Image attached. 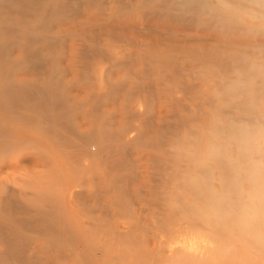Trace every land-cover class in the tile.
Segmentation results:
<instances>
[{"label":"bare ground","instance_id":"bare-ground-1","mask_svg":"<svg viewBox=\"0 0 264 264\" xmlns=\"http://www.w3.org/2000/svg\"><path fill=\"white\" fill-rule=\"evenodd\" d=\"M202 2L203 0H0V145L10 140L11 138L9 139V137H12L13 135L15 138V143L12 144L15 145H12L11 142L9 143L15 148L20 145L21 149L23 146H28V144L31 146L37 145L43 147L44 149H50L55 154L60 153L63 154V156H68L70 154V161L73 155L76 156L77 153L80 154L81 152V158L83 162L85 157H83L82 151L84 149L88 150V145H86L88 144V140L96 139L100 145L98 146L101 148L100 149L99 147H96L97 152L99 153L101 150L103 154L105 153L108 156L106 160L109 158H112L113 160L116 159L115 162L117 165L118 160L121 163L122 161H125L127 158L131 157L129 155H136V147L141 149V147L139 148L138 145L135 144L134 138V131L137 132L135 127L140 123L135 125L136 121L138 122V120H135V123L133 120L143 118L141 116V112L144 111V107L146 111L147 106H149V108H155L154 105L157 103L161 106V109L168 108L170 111L171 107L173 109L177 108V110H179L181 101H185V104H182V106L185 105L187 108V101H189V99L186 95L187 93H195V88L197 85L194 84V82L190 79L191 71L197 70L198 74L202 73V78L199 80L200 87L206 85L207 82L210 83L215 94V102L219 104H215L218 108V110L215 108V112L210 111V108L209 112L211 113H206L205 111L203 114H198V117H193L180 112L175 114L173 110L172 112L174 114V121L169 130L167 129L168 131H166V129H162L159 133L157 131V134L161 133L159 136L164 137L163 133L161 132L164 130L163 132L167 138L165 139L164 137L166 140V148L164 150L162 147L164 153L161 152L162 154L160 153L161 156L159 157V155L156 154H158L161 149L159 148L160 150H158L157 153V145V148L155 147L156 154L153 153V155L155 157L157 156L159 159H162L164 156H166V161L168 164L166 162L165 164L163 161L159 160V162H162V165L165 164L167 168H165L166 173L164 171L166 178H164V182L162 184L163 186H158L159 189L161 187V189H163H160V192H162V195L160 196L162 200H164L165 210L161 215L162 218L159 221H156L158 222L156 224L157 230H155L153 235V241L150 249H144L142 244L143 239L138 234L133 233L135 231L133 229L132 232L121 230V232H115V229L114 231H111L110 229V231L99 230L101 228L92 229V224L89 226V228H87L88 226L86 228H81L78 224L80 229L77 228V230H75L76 228H71L74 223L70 217V220L72 221L71 223H73V225H70L71 231H60V229L66 228V224L64 223V221L66 222V218H62L64 212L62 214V212L56 208H54L55 211L58 210L57 213L60 212L62 215L60 216L63 220L62 223L64 227L62 228V223L59 222L61 219L57 220L59 213L57 216L55 215L56 212H53L55 218L57 217L55 220L60 223L61 228L58 230L59 227L57 228L56 226V231L53 230L54 228H52L53 231L38 230L37 235H32L30 232L26 233L23 232V230L21 231L17 225L16 227L14 226V221L18 217V214L20 212H22L20 214H23L24 211L23 209H16L17 211L15 210L16 212L14 211L13 215L0 211V222H5L6 225L4 226H7L6 229L9 227L10 230H7V233L10 232L8 237L0 236V264H8L10 262H13V264H48V262H51V264H53L52 262H56L57 264H103L104 257L107 255L106 251L115 249L119 250L124 244H126V246L124 245L122 250L128 252L124 253L127 254L129 258L128 261L130 262L129 263L127 261V264H142L141 262L145 259V263L147 264L150 259L154 261L161 258L162 254L159 253H162L165 250L162 248L163 244L159 243L158 239L160 235L159 233H162V227L169 228L173 231L176 229L175 226L177 223L186 222L188 227H191L190 229L211 227L212 231L214 229L220 230L218 227H222L221 225L217 224L215 221L211 220L198 210L195 194L193 193L188 182V176L192 166L190 157L188 156L185 149L187 145L192 142L193 138L200 136L214 121L244 114L237 111L235 106L228 105L227 98L221 95L224 91V82L227 78L232 76L236 68H243L245 71H247V65H244L241 62L243 54L250 53L261 59H264V36L258 37L254 40L248 35L247 30L244 27L222 24L211 16L203 14L199 10ZM254 49H258V51L254 52ZM204 71L205 73H203ZM90 75H94V78L96 79L95 82L98 83H94V85H92L90 80L88 83H90L91 86H87V88L85 86L87 81L83 80V77H88ZM251 75L256 76L257 74L251 73ZM80 78H82L83 82L80 81ZM84 81L85 84L83 85L82 83H84ZM78 82H81L83 87H86L85 89L82 87L83 91L80 90V86L79 89L76 87ZM131 87L132 89L133 87H139V89H135H138L139 91L143 90V92L140 91L142 94L139 92V96L137 95L138 92L134 90L136 94L135 99L137 96L138 98L136 101L130 102V104L134 103L132 105L128 104L129 102H126V99L129 100L131 98V96H129L133 91L131 90ZM120 89L122 90L120 94L126 92V95L130 90L131 92H129L131 94H128L129 98L126 97V99H124L125 94L123 93L120 97L121 99L118 100L117 97L120 96L118 91H121ZM253 103L256 108L264 109V76H259L257 79V87L254 91ZM185 107H181L180 109H184ZM212 109H214L213 106ZM143 113L144 112H142V114ZM150 113L147 114V121L150 118H153L152 116H149L151 115ZM154 113L158 114L156 112ZM152 115L154 116V114ZM157 116L158 115H156L155 118H158ZM142 121H144V119ZM151 121L147 123L144 121V123L150 125ZM156 121L153 123H156ZM160 122L161 119L159 122L157 121L156 124ZM153 123H151V125ZM148 125L145 126L146 129H148ZM158 125V127L154 126L157 128V130L159 127L162 128L160 124ZM138 129L140 128L138 127ZM141 131L143 132V130H140V132ZM149 131L151 132V129H149ZM149 131L147 130V132H143L144 135ZM152 131L156 136V132L153 130V128ZM166 133H168V135H166ZM152 134L150 136L147 134L148 138L153 136L154 138L152 139H155L154 134ZM144 135L142 136L143 138ZM148 138L145 136L144 139L148 140ZM142 140L141 143L139 142L140 145L147 142V140H145V142H142ZM149 141H151L150 138ZM152 141L151 143H153ZM16 143L18 144L17 146ZM151 143L149 144L151 145ZM94 144L92 142V145ZM154 144L155 142L152 145ZM157 144H159V142ZM163 145L164 144L162 143L160 146ZM8 146L7 144H4L0 147H4V150ZM7 150L9 151L11 148ZM87 153L88 154L84 153V156H90L91 153ZM79 154L77 155L78 158ZM92 156L90 157L93 158ZM50 158L51 157H49V160ZM76 158L75 161H77V163L74 161L73 163L75 164L69 162L70 164H73L74 167L78 164V162L81 163V160L78 161ZM91 158L90 161H87L89 166L91 167L97 165V163L90 165L92 160ZM109 160L107 164L103 163L104 166H108L110 162ZM157 160L155 164L157 163ZM128 161L126 160V167L129 164ZM115 162H113V165H115ZM34 163L38 164L37 161ZM51 163L53 164V162ZM87 163H85V166H83V163H81V167L78 164V167H80L79 170L82 167L84 168L81 169V173L74 172L75 176H73L77 178L78 176H83L82 173L87 171V169H85V167H88ZM110 165L111 167H109L110 169L108 168L109 170L105 169L106 167L104 169L100 168V164L97 167V170L95 166L94 169L96 171H94L92 167L93 170L88 172L89 175L86 178L87 184L90 186V190H92L89 193L88 189V195H86L87 193L85 192L88 186L86 182V188L84 183L82 186H80L79 191H81L82 187L84 186L82 192H79V188L77 187V185H80V183H82L85 179H81L79 177L77 180L79 181V179H81V182L76 184V179L72 177V179L69 181L70 183L72 180V183L76 182L74 185H76L78 189H76L77 191H75L74 194H71L75 195L80 193L79 195H75L76 197L74 196L78 199L82 193L86 195L87 200L90 194L92 196H96L95 194H98L100 191H102L95 190L93 192V188L97 186L99 189L105 187L104 195L105 197L107 196V198H112L114 196V200L117 198V201H122L125 199V197H123L124 195L122 196L121 194V191L123 192L122 188L124 186L122 188L121 186L123 183L127 185L128 179H125L127 181L125 182L122 177L123 183H119V181L122 179L118 181V174L115 175V172H113V170H115L113 168L115 167L112 164ZM118 166L119 165H117V167ZM78 167H76V169ZM99 168L100 170H98ZM152 168L150 170H153ZM72 169L76 170L75 168ZM79 170H77V172ZM55 172H57V170ZM67 172L71 173L69 169ZM119 172L121 171L119 170ZM124 172L127 173L126 171ZM69 173H67L68 178L70 177ZM151 173L153 172L151 171ZM155 174L156 173L154 172V175ZM67 175L65 176L64 174L63 178H66ZM85 175L86 174L84 173V178ZM122 175L124 176L123 173ZM54 176L55 175H53L52 178L54 182L61 179V183H64L65 179L63 181L62 175L59 179L58 175L56 174L57 177H55V180ZM151 176L156 177L153 175ZM51 177L52 176L47 177V179L52 181ZM139 177L142 178L141 176ZM139 177L134 179L136 181L135 183H138L137 181L139 180L137 179H140ZM140 181L142 183V179ZM67 183L70 184L68 179ZM59 185H61L60 182ZM65 185L67 184L65 183L64 186ZM71 185L68 187V189L71 187ZM74 185L72 186L74 187ZM138 185L141 184L139 183ZM50 186L51 185L49 184V187ZM65 187L64 189H66ZM58 188L60 189L62 187ZM59 191L61 192V190H58V192ZM71 191L73 192V190ZM2 192H0V194ZM65 192L66 191H64V193ZM142 193L144 194V192ZM147 193L148 192L145 194ZM155 193H158V190ZM3 194L4 192L2 195ZM71 194H69V196ZM139 194L140 193H138V195ZM20 196L22 197H20L21 201L23 199V201L25 200L24 203H27L26 206L30 203V206L32 205L33 207V204L31 203L35 202L34 200H36L35 198L37 195H35L36 197H33L28 193H24L22 195L20 194ZM66 196L67 192L65 193L64 198ZM119 196H122L121 199H123H119ZM160 196L158 194L156 197L160 198ZM89 198L91 201H94V198L97 197H92L93 199L91 197ZM107 198H103L102 200H107ZM65 199L63 200V204L64 201L66 203ZM90 199L88 200L90 201ZM78 200H80V198ZM80 201L81 202L79 203L81 205L82 201H85V198L84 200L82 198ZM91 201L90 203H92ZM51 202L53 201L51 200ZM107 202L108 200L105 201V204L107 205L109 203L110 205L112 201L108 203ZM79 203L77 204L79 205ZM90 203L88 204V207H90V211L93 212L95 206L98 205V202L93 204ZM54 204L56 205V203ZM67 204H64L63 207L65 206L64 208H66L68 206ZM83 204L84 203H82V206H85L86 202L84 205ZM55 205L54 207H56L58 203L56 206ZM80 205L77 209H81V211L83 209H88L86 208L87 205L83 208H80ZM90 205L94 206L93 210H91L92 206ZM111 205L113 206V204ZM59 206L60 205H58V207ZM38 207L40 208L39 204ZM63 207L60 206L62 209ZM28 208L27 209L29 211L31 208ZM37 208L33 211L34 213L37 211L36 215L39 213L38 211L47 210V208H42L41 210H37ZM51 209L52 208L49 210ZM123 209L122 211H124ZM119 210H121V208ZM26 211L24 213H26ZM83 211L82 214L85 212ZM48 212L49 216L51 211ZM131 212L133 213V211ZM44 213L45 212H42V215ZM68 213H70V211ZM26 214L28 215V213ZM29 214L32 215L30 212ZM66 216L68 217L69 214ZM116 216L117 215H115V217ZM50 217H52V215ZM102 217L104 216L102 215ZM41 218L43 217L41 216ZM91 218H88V221L91 222ZM113 218L114 217L109 219L112 220ZM57 221H54L55 224ZM54 222H50L49 227L50 224ZM78 222L79 221L77 220V223ZM71 223H68L67 226H69ZM95 223H98V221ZM43 224L45 223L43 222ZM53 225L51 224L52 227ZM74 226L77 227L76 225ZM44 227L46 228V225ZM104 227L102 229H104ZM204 228L202 229L204 230ZM207 228L205 231H203L204 233H206ZM182 231L186 230L183 229ZM2 232L3 231H1V233ZM165 232L164 234L167 235ZM220 238L222 239V237ZM119 245L121 246L118 247V249L116 246ZM186 245L187 246L181 245V248H179L178 252L176 251L177 249L173 247L174 251L179 253V256L183 258V264H188L186 263L187 261L189 264H191L193 259L197 264L198 261H203V259L205 260V258H207L205 252V256H201V254H203L201 253L197 258H193L194 256L190 255L189 251L187 250L189 245ZM167 246L165 247L166 249ZM170 247L172 246H168V248ZM244 249H246V246ZM213 251L215 252L214 249ZM246 251L248 252L247 249ZM112 253L111 255H113ZM117 254H115V256ZM124 256L121 253L119 257H122L121 260H123L127 257ZM168 256H172V254H169ZM168 256H165V258H168ZM109 257L106 256V258ZM175 258V262L179 261V259L176 260ZM115 260L118 261V259ZM153 261H149L150 263L148 264H152L151 262ZM175 262H173V264H176ZM153 264H156V261L155 263L153 262Z\"/></svg>","mask_w":264,"mask_h":264},{"label":"rangeland","instance_id":"rangeland-1","mask_svg":"<svg viewBox=\"0 0 264 264\" xmlns=\"http://www.w3.org/2000/svg\"><path fill=\"white\" fill-rule=\"evenodd\" d=\"M203 73H205V71L203 72ZM206 73H207V71H206ZM68 78H70V77H68ZM84 79L83 80H85V81H87L86 82V84H89V85H86L85 84V81H84V83H82L83 85L85 84V86L87 87H90L91 85H90V83L92 82V85H94V83L96 84V83H98V82H95V78H94V75H90V76H88V77H83ZM202 78V73H197V70H193V71H191V74H190V79L194 82V84H197L198 85V89H197V85H196V88H195V93H187V95L186 96H188L187 98L189 99V101H187V108L185 107V105H183L182 106V104H185L184 102L185 101H181V103H180V108L182 107H185L184 109H180L179 108V110H177V108H171L170 107V111H169V109L167 108H162L161 109V106L159 105V104H155L154 106H155V108H149V106H147L146 107V111H145V107L144 106H142V107H144L143 109H144V111H142V112H144V113H146V114H142V112H141V116L143 117V118H139V119H134L133 120V122L135 121V120H138V122L136 121V123H135V125L137 124V123H140V124H138V125H136V127H135V129H137V132L136 131H134V138H135V144H137L138 145V147L140 148L141 147V149H138L137 147H136V149H137V154L135 155V154H131V155H129V156H131V157H129V158H127L126 160L128 161V166L126 167V165L125 164H127V162H126V160L125 161H122L121 163H120V161L118 160V162H117V165H119L118 167H117V165H116V162H115V160H113L112 158L109 160V159H107L106 160V158L108 157L105 153L103 154V152H101V148L99 147L100 145H99V142H98V140H96V139H91L92 140V142H93V144L94 145H92V142H91V140H88V144H86V145H90L89 146V148H88V146H87V149L88 150H86V149H84L82 152H83V157H85L86 158V160H85V158H84V161L82 162V154H81V152H80V154L79 153H77L76 154V156L79 154V158H78V156H77V158H76V156L75 155H73V157H71L72 159H71V161H70V154L67 156V155H64L63 156V154H55L54 152H52L50 149H47V148H43V147H41V146H37V145H29L28 144V146L26 145V146H23L22 147V149H21V145L20 146H17L18 144L16 143V146H17V148H15V147H13V146H11V144L12 143H15V138H14V136L12 135V137H9V139L11 140H8V141H6L4 144H7V146H8V143L9 142H11V144L9 143V146L7 147V148H5L4 150H3V148L4 147H0V192H4V194L2 195V193L0 194V196H2V197H0V211L1 212H4V213H10V214H14L13 212L16 210V209H18V210H20V209H23L22 211H23V214H20V213H22V212H20L19 214H18V217L15 219V224H14V226L16 227V225H17V227L22 231L23 230V232H26V233H29L30 232V234H32V235H37L38 234V230L39 231H42V230H51V231H53V230H55L56 229V226H57V228H58V230L61 228L60 227V223H62L63 222V220H62V218H66V222L64 221V223L66 224L65 225V229L63 228L64 227V225H63V223L61 224L62 225V228L63 229H60V231H69L71 228H76L75 230H77V228L78 229H80L79 228V226L81 227V228H83V227H87V228H89V226H91V224H92V229H99V228H101V229H99V230H104V231H114V229H115V232H121V231H133V230H135L133 233H135V234H138L142 239H143V241L145 242H143L142 241V239H141V241H142V244H143V247H144V249H146V248H148V249H150V247H151V244H152V241H153V235H154V233H155V230H157V226H156V224L158 223V222H156V221H159L161 218H162V214L164 213V210H165V203H164V200H162V198H161V196L160 195H162V192H160V189L162 188H158V186L160 187V186H163L162 184H163V182H164V178H166V175H165V173H166V170H165V168H166V166H165V164L167 163L168 164V162L166 161L167 159H166V156H164L163 158L165 159V161H164V159L162 160L161 158L159 159L157 156L155 157L154 155H153V153H155V147L157 148V145H158V148L156 149L157 150V153H158V150H160V152L158 153V154H156V155H159V157L161 156L160 155V153L161 152H163V149H162V147L164 148V150H165V148H166V146H165V144H166V140L165 139H167L166 137H165V134H164V130L163 131H161L162 133H163V135H164V137H165V139H164V137L163 136H159V135H161V133L160 134H157V131H158V133L160 132V130H162V129H166V131H168L169 130V128H170V126H172V124H173V121H174V114H173V112L176 114V113H178V112H180V113H183V114H188V115H191V116H193V117H198V114H203V113H205V111H206V113H208L209 112V109L211 108V110L210 111H212V112H215L216 111V109L218 110V108H217V105H219V104H217L216 102H215V94H214V92H213V88H212V85H210V83H208L207 82V84L206 85H204L203 87H200V85H199V80ZM83 80H82V78H80V81L81 82H83ZM91 80V81H90ZM90 81V83H88ZM81 82H78V84H77V88L79 89L80 87V90H82L83 91V89H82V87H83V85L81 84ZM80 86V87H79ZM86 87H83L84 89L86 88ZM87 87V88H88ZM135 88H138L139 89V87H133V89H132V87H131V90H133L131 93L128 91V93H127V95L125 94L126 92H123L124 94H125V97H124V99H126V97H128V94L130 93L131 95H129V96H131V98L128 100V99H126V102H129L128 104H130V102H134V101H136V99L138 98V96H139V92L140 91H142L143 92V90H138V89H135ZM121 90V89H120ZM122 90H123V88H122ZM122 90L121 91H118V93L120 94L121 92H122ZM134 90H136L137 92V98L135 99V91ZM142 92H140V94H142ZM122 93V94H123ZM122 94H120V96L119 97H117V99L119 100V99H121L120 97H121V95ZM214 96V97H213ZM132 97H133V101H132ZM190 97V98H189ZM129 98V97H128ZM214 98V99H213ZM111 99V98H110ZM109 99V100H110ZM112 100V99H111ZM213 100V101H212ZM110 102V101H109ZM183 102V103H182ZM132 104H134V103H132ZM132 104H130V105H132ZM215 104H217V105H215ZM146 106V105H145ZM212 106H213V108L214 109H212ZM141 107V108H142ZM219 107V106H218ZM216 108V109H215ZM150 109V110H149ZM226 109V108H225ZM142 110V109H141ZM174 110V111H173ZM176 110H177V112H176ZM208 110V111H207ZM215 110V111H214ZM147 111H149V112H147ZM150 111H151V113H150ZM153 111V112H152ZM173 111V112H172ZM154 112H156V113H158V114H155ZM151 114V115H149V116H152L153 118H150L151 120L153 119V120H157V119H161V122L160 123H158V124H160L161 126H162V128L161 127H159V129L157 130V128H155L156 126L158 127L159 125L158 124H156L157 123V121L159 122V120H155L156 121V123H153V122H155V121H151L150 119H149V117H148V121H147V114ZM164 115H162V114ZM169 113H170V115H169ZM209 113H211V112H209ZM152 114H154V116L152 115ZM156 115H158L157 117L158 118H155V116ZM169 115V116H168ZM168 116V117H167ZM172 116V117H171ZM145 117H146V119H145ZM170 117V118H169ZM144 119V121L147 123V122H149V121H151L150 122V125H148V124H146V123H144V121H142ZM164 119V120H163ZM171 119H173V120H171ZM142 121V122H141ZM142 123H144V124H142ZM151 123H153L152 125H153V127H152V125H151ZM165 123V124H164ZM169 123V124H168ZM142 124V125H141ZM142 126V128H141V126ZM146 125H148L147 126V128L148 129H146ZM151 126V127H150ZM155 126V127H154ZM138 127L140 128V129H138ZM152 128H153V130L156 132V136H158V137H156L155 136V134H154V132L152 131ZM161 128V129H160ZM149 129H151V132L149 131ZM156 129V130H155ZM168 129V130H167ZM140 130H143V132H147V130L149 131L148 133H146L145 135H144V133L141 131L140 132ZM138 133V134H137ZM154 134V136H155V139H152V138H154L153 136L152 137H149L150 138V140L154 143L155 142V144L154 145H152L153 143H151V141H149V138H148V135L150 136L151 134ZM142 134V135H141ZM148 134V135H147ZM152 134V135H153ZM144 135V138H145V136H146V138H148V140L147 139H144L142 136ZM166 135H168V133H166ZM137 136H138V138H137ZM162 137H163V139H162ZM13 138H14V141H13ZM141 138V139H140ZM144 141H143V140ZM158 139V140H157ZM138 141V143L140 142L141 143V140H142V142H145V140H147V142H145V144L144 143H142L141 145H140V143L138 144L137 143V141ZM140 140V141H139ZM94 141H96V142H94ZM159 142V144H157ZM91 143V144H90ZM148 143V144H147ZM149 143H151V145L149 144ZM162 143L164 144L163 146H160V145H162ZM4 144H2V145H4ZM97 144V145H96ZM2 145H0V146H2ZM12 145H15V144H12ZM24 145V144H23ZM92 145V146H91ZM96 145V146H95ZM99 145V146H98ZM11 146V147H10ZM38 148H37V147ZM95 146V147H94ZM143 146V147H142ZM150 146V147H149ZM165 146V147H164ZM6 147V146H5ZM19 147V148H18ZM37 149H36V148ZM41 147V148H40ZM91 147H92V149H91ZM96 147H99L98 149L100 150V152L98 153L97 152V149H96ZM154 148V150H153V148ZM9 148H11V150H7V149H9ZM84 148H86V147H84ZM152 148V149H151ZM160 148V149H159ZM13 149V150H12ZM18 149H20V150H18ZM42 149V150H41ZM44 149V150H43ZM87 152H89V153H91L90 154V156H92L93 158H91L90 156H88V155H86V156H84L85 154H88ZM93 152V153H92ZM138 152H140V153H138ZM143 152V153H142ZM85 153V154H84ZM149 153V154H148ZM164 153V152H163ZM97 154V155H96ZM101 154H103V155H101ZM162 154V153H161ZM51 157L50 158V160H49V157ZM98 155H100V156H98ZM42 156V157H41ZM72 156V155H71ZM132 156H134V157H132ZM152 156V157H151ZM154 156V157H153ZM163 156V155H162ZM67 157H68V159H67ZM76 159H78V161H80L81 160V163H83V166H85L86 164L85 163H87V161H90V158L92 159L91 160V162H92V164H91V162H90V165H94L93 163H97V165H94V166H89V164L87 163V165H88V167L86 168L85 167V169H87V171H84L83 173H82V175L84 176V173L87 175H85V178L83 177V176H78V178L80 177L81 179L83 178V179H85L82 183H80V185L78 184L79 182H81L80 180L81 179H79V181L77 180L78 178L77 177H74L75 176V173L74 172H76V173H81L82 172V170L81 169H83L84 167H82L80 170H79V168L82 166H80V164L81 163H79L78 162V164H79V166L80 167H78V164L74 167L73 166V164H75V163H77V161H75V158ZM104 157V158H103ZM141 157H143V158H141ZM150 157H151V159H150ZM133 160H132V159ZM156 158V159H155ZM67 159V160H66ZM98 159V160H97ZM105 159V160H104ZM150 159V160H149ZM154 159V160H153ZM158 159V160H157ZM108 160L110 161L109 162V164H108V166H104V164H107L108 163ZM130 160H131V162H130ZM149 160V161H148ZM156 160H157V163L155 164V162H156ZM159 160H161V161H163V163H165L164 165H162V162H159ZM35 161H37L38 162V164H35L34 162ZM73 161L75 162V163H73ZM99 163H98V162ZM133 161V162H132ZM134 161H136V162H134ZM44 162H45V164H44ZM51 162H53V164L51 163ZM69 162H72L73 164H70ZM101 162V163H100ZM112 162V163H111ZM113 162H115V165H113ZM154 162V163H153ZM39 163H40V167H39ZM70 165H69V164ZM104 163V164H103ZM119 163V164H118ZM131 163V164H130ZM134 165H133V164ZM50 164V165H49ZM52 164V165H51ZM101 164V167L100 168H105V169H107V170H109L110 168L109 167H111V165L110 164H112L115 168H113V169H115V170H113V172H115V175H117V177L119 178L118 179V181L120 180V179H122V177H123V179L125 180H127L128 179V184L127 185H125V183H123V179L122 180H120L119 181V183H123V185L121 186V188H122V190H123V192L125 193H123L121 190V194H122V196L123 197H125V199H121V197L122 196H119V199H121L122 201H117V198H116V200H114V196L111 198V197H108L107 198V196L105 197V191H104V188H101V189H99L97 186H95V187H97V188H93V192L96 190V191H100V190H102V191H100L99 193H100V195H99V193L98 194H95L96 196H92L91 194H90V196H88V199H90L89 197H97V198H94V201H91V199H90V201L92 202V203H90V201L88 200V204L90 203V204H93V203H97L98 205L97 206H95V204H94V206H95V209L93 208L94 206H92V205H90V206H92L91 208V210H93V212H91L90 211V207H88L89 205L87 204V200H86V195H88V189H89V193L92 191V190H90L91 188H90V186L87 184V177H88V172L90 171V170H93L94 168H95V166H96V170H97V167L99 166ZM45 165V166H44ZM48 165V166H47ZM71 165H72V167H71ZM123 165V166H122ZM131 165V166H130ZM136 165V166H135ZM55 168V171L57 170V172H55L54 171V168ZM70 168H69V167ZM104 166V167H103ZM126 168H125V167ZM132 166H133V170H132ZM154 166V167H153ZM158 167V169H157V167ZM162 166V167H161ZM76 167H78L77 169H76ZM90 167V168H89ZM92 167H93V169H92ZM153 167V168H152ZM161 167V168H160ZM46 168H48V169H46ZM51 168V169H50ZM72 168H75L76 170H74V169H72ZM100 168L98 169V170H100ZM109 168V169H108ZM122 168V169H121ZM136 168V169H135ZM153 169V170H150V169ZM154 168H155V170H154ZM163 168V169H162ZM50 169V170H49ZM68 169H69V171L72 173V175H71V173H69V172H67L68 171ZM72 169V170H71ZM103 169H101V170H103ZM112 169V168H111ZM125 169V170H124ZM167 169V168H166ZM46 170V171H45ZM67 170V171H66ZM77 170H79L78 172H77ZM95 169H94V171H96ZM119 170L121 171V172H119ZM126 171L127 173H129V174H127V173H125L124 171ZM48 171V172H47ZM81 171V172H80ZM150 171V172H149ZM151 171L153 172V173H151ZM161 171V172H160ZM163 171V172H162ZM164 171H165V173H164ZM55 172V173H54ZM69 173L70 175V179L68 178V175H67V173ZM111 172V171H110ZM149 172V173H148ZM154 172L156 173L155 175H154ZM52 175H51V174ZM58 173H60V174H58ZM112 173V172H111ZM122 173L124 174V176L122 175ZM132 173H133V175H132ZM161 173V174H160ZM47 174V175H46ZM56 174L58 175V177H59V179L61 178L60 176L62 175V178H63V175L65 174V176L67 175V179H68V182L70 183V181L69 180H71L72 179V177L74 178V179H76V182H74V183H72L73 182V180H72V182L70 183V184H68L67 183V179L64 177L63 178V181H64V179H65V181H64V183H61V179L60 180H58L59 182H60V184L61 185H59V182L56 180L55 182L53 181V175H55L54 176V180H55V177H57L56 176ZM121 174V175H120ZM158 174V175H157ZM74 175V176H73ZM77 175V174H76ZM81 175V174H80ZM151 175H153V176H156V177H152ZM161 175V176H160ZM164 177H163V176ZM45 176H46V178H45ZM50 176H52L51 177V179H52V181H50V179H47V177H50ZM139 176H141L142 178H140ZM151 176V177H150ZM121 177V178H120ZM135 177V178H134ZM140 178V179H137V180H139V181H137L138 183H135L136 181L134 180V179H136V178ZM162 177V178H161ZM131 178V179H130ZM144 178V179H143ZM158 178H159V181H158ZM162 179V182H161V179ZM49 180V181H46V180ZM56 179H58V178H56ZM142 179V183H141V180ZM125 180V182H127ZM155 182H154V181ZM157 180V181H156ZM62 181V182H63ZM130 181V182H129ZM132 181V182H131ZM58 184H57V183ZM85 182H86V184L88 185H86L87 186V188H86V186H85ZM54 183V184H53ZM67 184V185H65L64 186V184ZM78 184L77 185V187L79 188H77L76 187V185H74V184ZM83 183H84V186H85V188H86V195H84V194H82L81 193V196H79L78 197V199L80 198V200L83 198V200H84V198H85V201L83 202L82 201V203H84L85 204V202H86V204H85V206L87 205V207L86 208H88V209H83L82 211L84 212L83 214H82V211H81V209L79 210V209H77V208H79V205H80V203L79 202H81L80 200H78L77 198H75L76 196L75 195H79L80 193H77V194H75V195H72V194H74L75 193V191H77L76 189H78V191L80 190V186H82L83 185ZM141 184V185H138V184ZM146 183V184H145ZM157 183H158V185H157ZM44 184V185H43ZM48 184V185H47ZM49 184L51 185L50 187H49ZM62 184H63V186H62ZM74 185V187L72 186V185ZM156 184V185H155ZM53 185H54V187H53ZM71 185V187L68 189V187ZM129 185V186H128ZM137 185H138V188H137ZM84 186L82 187V190H83V188H84ZM144 186V187H143ZM153 186H156V187H153ZM57 187V188H56ZM58 187H62V188H58ZM64 187L66 188V189H64ZM89 187V188H88ZM148 187V188H147ZM6 188V189H5ZM51 188H53V189H51ZM73 188V189H72ZM140 188V189H139ZM64 189V190H63ZM125 189V190H124ZM139 189V190H138ZM154 189V190H153ZM58 190H61V192L59 193L58 192ZM70 190V191H69ZM71 190H73V192L71 191ZM82 190L81 191H79V192H82ZM85 190V189H84ZM131 190V191H130ZM140 190H142V191H140ZM157 190H158V193H155V192H157ZM161 190H163V189H161ZM64 191H66L67 192V196L65 197V198H67V199H65L64 198V195H65V193H64ZM138 191H140V192H138ZM152 191H154V192H152ZM63 192V193H62ZM68 192H70V193H68ZM138 192V193H140L139 195H138V193L136 194V193ZM142 192H144V194L142 193ZM146 192H148L147 194H148V196H147V194H145ZM24 193H28V194H30V195H32L33 197H36L35 195H37V197L35 198L36 200H34L35 202L34 203H31V204H33V207H32V205L30 206V203L27 205L28 207H30L31 209V211L29 210L28 211V207L26 206V204L27 203H24V201H23V199H22V201H21V196H20V194L22 195V194H24ZM36 193V194H35ZM53 193H54V195H53ZM58 193V194H57ZM72 193V194H71ZM101 193H103V194H101ZM134 193V194H133ZM142 193V194H141ZM9 194V195H8ZM62 194V195H61ZM69 194H71L70 196H69ZM133 194V195H132ZM136 194V195H135ZM153 196H152V195ZM157 194V195H156ZM158 194H159V196H160V198L159 197H156V196H158ZM8 195V196H7ZM53 195V196H52ZM82 195H83V197H82ZM99 195V196H98ZM126 195V196H125ZM142 195H144V196H142ZM146 195V196H145ZM40 196V197H39ZM75 196V197H74ZM139 196V197H138ZM152 196V197H151ZM21 197V198H20ZM62 197V198H61ZM71 198V199H70ZM99 198V199H98ZM103 198H107V200H108V202H110V201H112L111 202V204H113V206L110 204L109 205V203L106 205L105 204V201H107L106 199L105 200H102ZM132 198V199H131ZM66 200V203H65V201H64V204H67L68 206L66 207V208H64L63 207V200ZM70 199V200H69ZM77 199V200H76ZM93 199V198H92ZM97 199H98V201H97ZM112 199V200H111ZM131 199V200H130ZM3 200V201H2ZM51 200L53 201V202H51ZM55 200V201H54ZM160 200V201H159ZM8 201V202H7ZM37 201V202H36ZM76 201V202H75ZM78 201V202H77ZM95 201H97V202H95ZM99 201H101V202H99ZM103 201V202H102ZM114 201V202H113ZM3 202V203H2ZM43 202V203H42ZM122 202V203H121ZM5 203H7V204H5ZM35 203H37V204H35ZM47 203V204H46ZM50 203V204H49ZM54 203H56V205H57V203H58V205H60V206H62L63 207V209H64V211H63V209L62 208H60V206L58 207V205L56 206ZM77 203H79V205L77 204ZM82 203H81V205H80V208L82 207H85V206H82ZM104 203V204H103ZM115 203V204H114ZM117 203V204H116ZM121 203V204H120ZM146 203H147V206H146ZM149 203V204H148ZM2 204V205H1ZM38 204H39V206H40V208L38 207ZM83 204V205H84ZM47 205V206H46ZM54 205L56 206V207H54ZM102 205V206H101ZM108 205H109V207H108ZM2 206V207H1ZM28 208H26V207ZM51 206V207H50ZM53 206V207H52ZM76 206H78V207H76ZM103 206H104V208H103ZM110 206H112V207H110ZM120 206V207H119ZM124 206H125V208H124ZM38 207V208H37ZM116 207H118V208H116ZM159 207V208H158ZM34 208V209H33ZM36 208H37V210L38 209H42V208H47V210L48 211H51L50 212V215L48 216V211L47 210H45V211H38L39 213H41V214H39V215H41L43 218H41V216H39L38 214V216L36 215V213H37V211L34 213L33 211L34 210H36ZM50 208H52L51 210H49ZM54 208H56V209H59L60 210V212H62V214H63V212H64V214H65V216H64V214H63V217L61 218V213L60 212H58L57 213V211L58 210H56L55 211V209ZM113 208V209H112ZM121 208V210H119ZM124 208V209H123ZM28 211H26V210ZM62 209V210H61ZM98 209V210H97ZM122 209L124 210V211H122ZM44 210V209H43ZM66 210V211H65ZM112 211V213H111V211ZM120 212H119V211ZM17 211V210H16ZM15 211V212H16ZM26 211V213H28V215L26 214V213H24ZM46 211H47V213H46ZM70 211V213H68ZM79 211H81V212H79ZM88 211H90V212H88ZM97 211V212H96ZM104 211H106V212H104ZM130 211V212H129ZM131 211H133V213L131 212ZM29 212L33 215H30L29 214ZM42 212H45L46 213V215H45V213L42 215ZM55 213V215H61L60 217L58 216V219L57 220H59V219H61L59 222L57 221V220H55L56 218H55V215H54V213ZM109 212V213H108ZM135 212V213H134ZM52 213V214H51ZM87 213V214H86ZM89 213V214H88ZM111 213V214H110ZM122 213V214H121ZM123 213H124V216H125V218H124V216H123ZM160 214V215H158V214ZM36 215V217H35V215ZM69 214V218L66 216V215H68ZM93 216H92V215ZM104 216V217H102V215ZM20 215V216H19ZM52 215V217H50ZM53 215H54V218H53ZM73 215V216H72ZM84 215V216H83ZM87 217H86V216ZM91 215V216H90ZM97 217H96V216ZM112 217H114L113 219L115 220V222H114V220L112 221L111 219H109V218H112ZM115 215H119L118 216V218L116 219V217H115ZM121 215V216H120ZM129 215H131V216H129ZM30 216V217H29ZM79 216V217H78ZM89 216V217H88ZM102 218H101V217ZM48 217V218H47ZM50 217V218H49ZM70 217L72 218V220H73V223H74V225H76L77 227H75L74 225H73V223H71L72 221L70 220ZM74 217H75V219H77L79 222L77 223V220H75L74 219ZM92 217V218H91ZM100 219H99V218ZM136 217V218H135ZM47 218V219H46ZM68 218V219H67ZM88 218H91L90 220H91V222L90 221H88ZM99 219V220H97V219ZM120 218V219H119ZM123 218H124V220H123ZM132 218V219H131ZM49 219H50V221H49ZM52 219H54V220H52ZM92 219H93V222H92ZM96 219V220H95ZM136 219V220H135ZM21 220V221H20ZM48 220V221H47ZM120 220V221H119ZM139 222H138V221ZM45 223V224H43V222ZM54 221H57L56 222V224H55V222ZM70 221V222H69ZM83 221V222H82ZM98 221V223H95V222H97ZM20 222V223H19ZM32 222V223H31ZM50 222H54V223H51L52 225L53 224H55V225H53V227L51 226V224H50V227H49V223ZM103 222V223H102ZM124 222V223H123ZM3 223H5V222H3L2 221V223L0 222V236H2V237H8V234L10 233H7V230H9V227L6 229V227L4 226V225H6V223L5 224H3ZM40 223V224H39ZM46 223H48V224H46ZM59 224V226H58V224ZM68 223H71V224H69V226H67L68 225ZM81 223V224H80ZM105 223V224H104ZM114 223H115V225H114ZM138 223V224H137ZM43 224V225H42ZM78 224H79V226H78ZM97 224V225H96ZM104 225V226H107V227H104V226H101V225ZM124 224V225H123ZM141 224V225H140ZM23 225V226H22ZM46 225V228L44 227ZM70 225H73L71 228H70ZM110 225V226H109ZM36 226V227H35ZM94 226V227H93ZM101 226V227H100ZM116 226V227H115ZM5 227V228H4ZM40 227V228H39ZM68 227V228H67ZM104 227V229H102ZM113 227V228H112ZM187 227V228H186ZM25 228V229H24ZM37 228V229H36ZM45 228V229H44ZM52 228H54L53 230H52ZM117 228V229H116ZM131 228V229H130ZM139 228V229H138ZM175 228L176 229H174L173 231L171 230V229H169V228H164V227H162L161 228V230H162V233H159L158 235H159V237H158V239H159V243H161V244H163L162 245V248H164L165 250L162 252V253H159V254H162L161 255V258H159V259H156V260H149V261H153L154 263H155V261H156V264H173V262H175V260H174V258L177 260V259H179V261H177V262H175L176 264H183V262H184V260H183V258H181L180 256H179V253H177L178 252V250H179V248H181L180 246L181 245H183V246H187L186 244H188L189 246H188V251H189V253H190V255H192V256H194L193 258H197L198 256H200L199 254H201V253H203V254H201V256H205V254H206V256H207V258H205V260L203 259V261H204V264H262V263H264V248H256V247H253V246H251L250 244H249V242H246V241H244V240H242V239H240V238H238L235 234H233L231 231L229 232V230L228 229H226L225 227L224 228H222V227H218V228H220V230L218 229V230H211V227H201V229L200 228H196V229H194V228H192V229H190L191 227H188V225L186 224V222L185 223H177L176 224V226H175ZM202 228H204V230L202 229ZM206 228H207V231H206V233H204L203 231H205L206 230ZM209 228H210V230H209ZM35 229V230H34ZM110 229V230H109ZM133 229V230H132ZM141 229V230H140ZM143 229V230H142ZM147 229V230H146ZM164 229V230H163ZM186 230V231H182V230ZM198 229V230H197ZM213 229V228H212ZM30 230V231H29ZM73 230V229H72ZM121 230V231H120ZM138 230H139V233L141 234H139L138 233ZM145 230V231H144ZM165 230H166V232H165ZM189 230V231H188ZM1 231H3L2 233H1ZM10 231V230H9ZM56 231V230H55ZM71 231V230H70ZM171 231V232H170ZM201 233H200V232ZM164 232L165 233H167V235L166 234H164ZM180 232V233H179ZM185 232V233H184ZM191 232V233H190ZM225 232V233H224ZM4 233H5V235H4ZM208 233H210V234H208ZM219 233V234H218ZM222 233V234H221ZM143 234V235H142ZM217 234V235H216ZM221 234V235H220ZM187 235V236H186ZM190 235V236H189ZM192 236V237H191ZM161 237V238H160ZM188 237H190V238H188ZM220 237H222V239L220 238ZM219 238H220V240H219ZM192 240V242H191V240ZM217 239H218V241H217ZM162 241V242H161ZM216 241H217V243H216ZM172 244H171V243ZM185 244H183V243ZM177 243V244H176ZM194 245H193V244ZM216 243V244H215ZM167 244H168V246H172V247H170V248H168V246H167ZM171 244V245H170ZM125 246H126V244H124ZM123 245V246H124ZM121 245H119V246H116L117 248L118 247H120ZM123 246L122 247H120V249L119 250H117V249H115V250H109V251H106V256L107 257H109L110 255H111V253L113 254V255H111L109 258H106V256L104 257V262H103V264H125V260H126V264H127V261L129 260V258H128V256H127V254H125V253H128L127 251H123L122 249H123ZM167 246V249L165 248ZM207 247V250H206V247ZM219 246V247H218ZM246 246V249L248 250V252L246 251V249H244V247ZM142 247V248H143ZM173 247L174 248H176L177 250V252H175L174 251V249H173ZM192 247H193V249H192ZM210 247V248H209ZM214 247V248H213ZM217 247V248H216ZM223 247V248H222ZM110 248V247H109ZM108 248V249H109ZM125 248V247H124ZM187 248V247H186ZM211 249V250H210ZM213 249L215 250V252L213 251ZM256 251H255V250ZM260 250H261V252H260ZM120 251V252H119ZM121 251H123V252H121ZM173 251V252H172ZM212 251V252H211ZM222 251V252H221ZM109 252V253H108ZM125 252V253H124ZM171 252V253H170ZM192 252V253H191ZM196 254H195V253ZM199 252V253H198ZM204 252H205V254H204ZM118 253V254H117ZM123 254V256H124V254H125V256L124 257H126V259L124 258L123 260H121V258L122 257H119L120 256V254ZM221 253V254H220ZM257 253H258V255H257ZM105 254V253H104ZM109 254V255H108ZM115 254H117L116 256H115ZM169 254H172V256H168ZM211 254V255H210ZM218 254V255H217ZM230 254V255H229ZM235 254V255H234ZM240 254V255H239ZM261 254V255H260ZM176 255V256H175ZM249 255V256H248ZM256 256V258H255V256ZM112 256H113V258H112ZM165 256H168V258L166 257L165 258ZM254 256V257H253ZM117 257H119V258H117ZM160 257V256H159ZM211 257V258H210ZM218 257V258H217ZM221 257V258H220ZM223 257V258H222ZM232 257V258H231ZM234 257H235V259H234ZM244 257V258H243ZM112 258V259H111ZM239 258V259H238ZM261 258H262V260H261ZM114 259V260H113ZM115 259H118V261L117 260H115ZM200 259V258H199ZM107 260V261H106ZM111 262H110V261ZM113 260V261H112ZM122 262H121V261ZM159 260V261H158ZM166 260V261H165ZM172 260V261H171ZM239 260V261H238ZM124 261V262H123ZM145 261H146V259L145 260H143L141 263L142 264H146L145 263ZM147 262V264L148 263H150V262ZM187 261V260H186ZM193 261H195L194 259H193ZM192 261V262H193ZM202 261V260H201ZM201 261H198V263L197 264H203V261H202V263H201ZM219 263H218V262ZM227 261V262H226ZM261 261H263V262H261ZM119 262V263H118ZM129 262V261H128ZM153 262H151L152 264H153ZM158 262V263H157ZM160 262V263H159ZM191 262V261H190ZM191 262V264H196V261L195 262H193L192 263ZM200 262V263H199ZM217 262V263H216ZM53 264H57L56 262L54 263V262H52ZM130 263V262H129ZM186 263H188L189 264V262L187 261ZM8 264H13V262H10V263H8ZM48 264H51V262H48ZM185 264V263H184Z\"/></svg>","mask_w":264,"mask_h":264},{"label":"clouds","instance_id":"clouds-1","mask_svg":"<svg viewBox=\"0 0 264 264\" xmlns=\"http://www.w3.org/2000/svg\"><path fill=\"white\" fill-rule=\"evenodd\" d=\"M199 10L222 24L244 27L254 40L264 36V0H203ZM241 62L247 71L236 68L221 95L244 114L214 121L187 145L188 182L199 211L264 248V109L253 103L264 59L245 53Z\"/></svg>","mask_w":264,"mask_h":264}]
</instances>
